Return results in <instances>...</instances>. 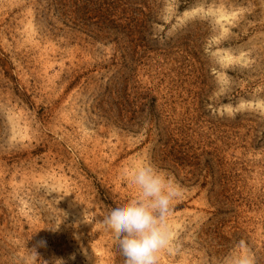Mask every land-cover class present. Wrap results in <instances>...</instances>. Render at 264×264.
I'll return each instance as SVG.
<instances>
[{
	"label": "rangeland",
	"instance_id": "1",
	"mask_svg": "<svg viewBox=\"0 0 264 264\" xmlns=\"http://www.w3.org/2000/svg\"><path fill=\"white\" fill-rule=\"evenodd\" d=\"M152 1L0 0V264H123L96 221L145 162L186 189L161 264H264V0Z\"/></svg>",
	"mask_w": 264,
	"mask_h": 264
},
{
	"label": "clouds",
	"instance_id": "2",
	"mask_svg": "<svg viewBox=\"0 0 264 264\" xmlns=\"http://www.w3.org/2000/svg\"><path fill=\"white\" fill-rule=\"evenodd\" d=\"M127 178L137 190L135 198L110 209L96 223L112 235L123 256V264H161L164 254L177 250L168 218L186 189L151 162L134 167ZM29 259L33 264H41L34 249L29 251ZM56 264L64 262L57 260ZM222 264H259V260L241 239Z\"/></svg>",
	"mask_w": 264,
	"mask_h": 264
},
{
	"label": "trees",
	"instance_id": "3",
	"mask_svg": "<svg viewBox=\"0 0 264 264\" xmlns=\"http://www.w3.org/2000/svg\"><path fill=\"white\" fill-rule=\"evenodd\" d=\"M87 5L93 7L96 13H111L112 15L123 8L122 13L130 15L133 22L142 27V30L156 23L155 13L157 6L152 0H109L108 3L103 0H85ZM99 1L100 3H96ZM139 27L136 25V29Z\"/></svg>",
	"mask_w": 264,
	"mask_h": 264
}]
</instances>
